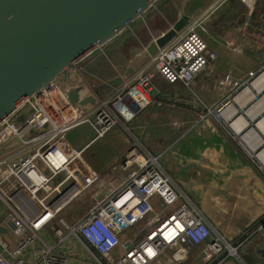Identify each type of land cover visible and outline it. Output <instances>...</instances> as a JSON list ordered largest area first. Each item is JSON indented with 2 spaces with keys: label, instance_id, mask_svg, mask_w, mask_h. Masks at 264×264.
<instances>
[{
  "label": "built area",
  "instance_id": "obj_1",
  "mask_svg": "<svg viewBox=\"0 0 264 264\" xmlns=\"http://www.w3.org/2000/svg\"><path fill=\"white\" fill-rule=\"evenodd\" d=\"M224 1L194 19L130 80L102 96L96 107L71 104L56 83L44 98L28 99L13 120L0 121V264H151L168 249L182 260L197 248L209 263L242 260L249 238L233 243L216 232L197 205L195 183L168 175L159 157L136 138L122 164L128 176L102 190L97 203L73 224L62 217L101 181L84 158L85 149L73 145L71 131L88 125L95 141L118 126L131 132L130 124L155 102L156 77L190 87L217 58L200 32L208 31L206 21ZM241 1L251 12L257 2ZM263 72H251L216 114L228 110L235 96ZM155 197L165 213L151 223ZM144 224L142 237L122 242L124 234ZM253 234L264 237V217Z\"/></svg>",
  "mask_w": 264,
  "mask_h": 264
},
{
  "label": "crops",
  "instance_id": "obj_2",
  "mask_svg": "<svg viewBox=\"0 0 264 264\" xmlns=\"http://www.w3.org/2000/svg\"><path fill=\"white\" fill-rule=\"evenodd\" d=\"M229 1L226 0L218 4L217 10L206 21L208 31L200 32L208 44L209 51L216 54L215 62L199 74L190 87L182 83L169 84L161 77H156L154 92H157L158 95L153 96L154 104L130 124L129 135L132 145L127 136L120 134L121 129L124 130V128L120 126H118L120 128L118 130H114V128L113 132H109L110 134H115L116 131L120 133H116L113 137L114 141L110 143L109 154L106 151V162L104 160L100 167L106 169L110 166V162H118L126 157L134 148L133 139L136 138L151 155L159 157V162L168 175L178 181L184 179L192 180L195 183L194 196L197 205L215 231L221 234L207 216L213 215L207 209L209 206L216 208L217 213L223 215L236 214L246 217L243 229H222V231L226 234L225 237L233 243L241 242L252 236L246 242L241 253L243 257V262H241L243 264H264V245L258 249L260 241L258 240L259 235L253 234L255 229L251 234L244 236L264 217V175L260 173L261 170L255 168L263 167V165L261 161L251 155L253 150L259 153L264 149V145H259L258 141L252 140V144L256 141L259 146H249L247 141L253 136L246 138L247 132H236L227 122L218 121L215 112L217 107L234 95L237 88L247 81L251 72L264 68V37L256 32L258 28L251 25L252 20L264 23V0H257L252 12L241 0L239 1L242 6L238 11L232 8L229 10L228 8L232 6ZM236 12L241 14L234 18ZM142 21L128 33H132ZM249 26L256 31L247 32ZM100 54H103V51L65 74L60 85L73 86L77 82L82 83V73L86 79H95V71L99 67L98 60L96 61L95 58ZM116 76L110 78L108 76V78L111 80ZM109 80H107V84ZM88 88L91 90L101 89V87ZM254 92L256 91L254 90ZM108 94H101V97ZM258 94V101L255 105L253 103L255 98L247 101L245 106L247 114L243 117L251 123L250 116H255V107L263 109L261 117L257 121V127H252L258 139L264 142V91L257 93V96ZM232 104H235L234 101ZM235 108L238 109L240 115H244L245 108L240 109L237 104ZM124 131L126 132V130ZM108 134L95 141V132L92 130V136L79 150L85 149V156L86 150L91 146L100 142L104 143ZM71 140L73 142V135ZM95 157L94 153L91 154L89 161L97 168L92 163ZM249 157H253L254 161ZM126 159L121 163L122 171H124L122 164ZM120 174H117L116 177V180H120L118 184L129 173L124 171V175ZM143 229L145 228L142 227L135 234H132L133 230L128 232L125 235L128 236L126 240H136L138 236L142 237ZM129 235L133 236L129 238ZM130 246L131 242L126 243V248ZM175 253L174 250L168 249L151 264H210L202 257L204 255L202 248L192 249L189 256L182 260L175 257ZM241 262L229 258L222 264H242Z\"/></svg>",
  "mask_w": 264,
  "mask_h": 264
},
{
  "label": "water",
  "instance_id": "obj_3",
  "mask_svg": "<svg viewBox=\"0 0 264 264\" xmlns=\"http://www.w3.org/2000/svg\"><path fill=\"white\" fill-rule=\"evenodd\" d=\"M159 1L0 0V121L13 120L26 108L28 99L44 98V93H50L62 76L128 33ZM217 1L182 0L178 20L172 27L132 57L108 84L116 89L130 80ZM251 23L258 30L249 26L247 32L256 31L264 37V23ZM62 88L70 103L82 108L96 107L101 99L100 88L91 90L81 82L62 84ZM258 240L261 249L264 237L260 235Z\"/></svg>",
  "mask_w": 264,
  "mask_h": 264
},
{
  "label": "rangeland",
  "instance_id": "obj_4",
  "mask_svg": "<svg viewBox=\"0 0 264 264\" xmlns=\"http://www.w3.org/2000/svg\"><path fill=\"white\" fill-rule=\"evenodd\" d=\"M181 4H182V0H175V1L164 0L161 6H159L158 8L157 7L153 8V10L150 12V15L146 17L140 23V25H138L135 28V30L132 33H126L125 36H122L120 39H118V41L114 44V46H111L110 44L103 51V53L106 54L105 57H107L110 64L108 63L104 64L105 65L104 68L106 69L103 70L102 68H100V70H98V75L105 77L109 76L110 78L121 73V71L127 66L128 62L131 60L132 57H134L137 53L145 49L149 45V43L153 41V39H155L156 36L157 37L160 36L163 32H166L168 29L172 27V25L178 20V15L181 10ZM95 74L97 75V71H95ZM84 76H85L84 73H82L81 81L83 84L87 85L88 87H91L93 89L96 87H101L102 92H108L109 94L113 91L111 88H109L110 86H108L107 84V80H109V78L103 80L98 78L97 76H94L95 79L90 80L84 78ZM63 77L64 76H62L58 80L57 82L58 84L62 83ZM23 114L27 116L28 111L25 110ZM216 115L218 121H224L218 114ZM121 130L122 131L120 134L125 137L127 136L132 145L129 132H127L128 133L127 134L123 129ZM72 135H73V142H72L73 145L76 148L81 149L80 147H82L85 144V142L89 140L90 136H92V130L88 125H82L71 131L70 133L71 139H72ZM92 151L93 149L92 150L89 149V151L87 150L84 158L87 159L86 161L101 177V172L97 168H95L89 161V155ZM249 158L254 161L253 157H249ZM112 162H110V164ZM98 163L100 167L101 163H103V160H99ZM100 168L101 170H104V168L102 167ZM255 168L256 170L260 171L262 166H258ZM120 173L124 175V171H122L121 169V164L118 166L115 173L113 172L109 174L111 175L110 177L108 176H106L105 178L101 177V181L90 187L89 190L86 191V193L78 199V201H75L72 205H70L62 213V217L70 224L76 222L83 214H85L86 211H88L90 207H92L97 203L98 196L103 188L107 187V185L118 184L120 180H116V177L117 174ZM260 173L264 175V171L261 170ZM207 209H209V211L213 214V215L211 214L207 215L208 218H210L213 221L216 230L220 231L221 234L223 233L224 236H226V234L222 231V229L240 230L243 229L246 224V217L244 216L236 215V214L223 215L221 213H217V209L210 206ZM164 213L165 212H164V207L162 206V202L160 201V199L155 197L153 200V212L151 214V220H152L151 223H154L156 220L162 218ZM142 227L144 228L145 224L136 226L134 230L132 229L133 231L131 230L132 234H135L138 231H140ZM125 235L126 234H124L123 236V241H122L123 243H125L127 241L126 239L128 238V236ZM8 237L10 238V236ZM240 256L242 257L241 254ZM242 260H238V261L241 262Z\"/></svg>",
  "mask_w": 264,
  "mask_h": 264
},
{
  "label": "bare ground",
  "instance_id": "obj_5",
  "mask_svg": "<svg viewBox=\"0 0 264 264\" xmlns=\"http://www.w3.org/2000/svg\"><path fill=\"white\" fill-rule=\"evenodd\" d=\"M254 90L257 93H261V92L264 91V72L262 74H260L254 80L252 85H250L249 87H246L242 92H240L239 94H237L235 96V99H234V103L235 104L234 105H232L228 110L222 111V112L219 113V116L225 122H227L228 125L231 128H233V130H235L236 132H240V133L245 131V132H247L246 133L247 134L246 138L249 137V136H253L255 138V139L253 137H252L253 139L249 138V140L247 141L249 146H255V145L259 146L261 144L264 145V142L262 140L258 139V137L255 135V133L253 132V127H252V126L257 127V121H259L258 119L261 117L263 109L259 108V107H255V109H254L255 116L254 117L250 116V118H251V123H250L245 117H243V116H246L247 111L245 110L244 115H240L238 113V109L235 108V106L237 104V105H239L240 109L245 108V106L247 105V101L249 99H251V98H255V101H253V103L255 105L257 103V101H258L259 94L257 96V93L254 92ZM261 130H262V128H261ZM252 140L258 141L259 145H257L256 141H255L254 144H252ZM251 155L253 157H256L259 161H261V163L263 165V168H264V149L260 150L259 153H258V151L253 150V151H251ZM174 208L175 207H170L169 209L172 211Z\"/></svg>",
  "mask_w": 264,
  "mask_h": 264
},
{
  "label": "trees",
  "instance_id": "obj_6",
  "mask_svg": "<svg viewBox=\"0 0 264 264\" xmlns=\"http://www.w3.org/2000/svg\"><path fill=\"white\" fill-rule=\"evenodd\" d=\"M163 2H164V0H161V2H159L158 4H157V8L159 7V6H161L162 4H163ZM229 4H231L232 6L230 7V8H228L229 10L232 8L233 10H235V11H238L240 8H241V6H242V4H241V2L239 1V0H230L229 1ZM241 13H238V12H236V13H234V18H237L239 15H240ZM150 15V13L147 15V16H149ZM111 46H114V44H112ZM96 59V61H97V64H98V69H97V71L98 70H100V68H102L103 70H105L106 68H104V64H110L109 63V61H108V59H107V57H105V53H103V54H100V55H98L97 56V58H95ZM95 76H97L98 78H100V79H107L108 77H105V76H100V75H98V72H97V75L95 74ZM109 86V85H108ZM109 88H111V87H109ZM112 89V88H111ZM113 90V89H112ZM106 93H108V92H102L101 91V94H106ZM118 130V129H120L119 127H116L114 130ZM113 130V131H114ZM112 131V132H113ZM111 133V132H110ZM108 134L109 136H111V137H109L108 135L106 136V137H108L106 140H105V142L104 143H102V142H100V143H98V144H96V145H94V146H91L89 149H93V151L90 153V155L91 154H93L94 153V155L97 157H95V160H94V162H92L94 165H96V167H97V169L101 172V177L102 178H105L107 175L108 176H111V175H109V174H111V173H115V171H116V169L118 168V166L126 159V157H124L122 160H120V161H118V162H114V163H111L110 164V166H108L106 169H104V170H101V168L98 166V162H99V160H105L106 161V157H107V154H109V152H110V149H111V145H110V143L111 142H113L114 140H113V137H115V134L116 133H120L119 131H116V133L115 134ZM105 137V138H106ZM103 140V139H102ZM102 140H100V141H102ZM89 149H88V151H89ZM114 149V148H113ZM113 149H112V151H113ZM106 151H107V154H106ZM111 151V152H112ZM86 152H87V150H86ZM86 152H85V154H86ZM113 153V152H112ZM84 155V154H83ZM89 155V156H90ZM110 155H112V154H110ZM85 157V156H84ZM104 163V162H103ZM116 168V169H115ZM114 169H115V171H114ZM218 263V260L217 261H215V262H210V264H217Z\"/></svg>",
  "mask_w": 264,
  "mask_h": 264
},
{
  "label": "flooded vegetation",
  "instance_id": "obj_7",
  "mask_svg": "<svg viewBox=\"0 0 264 264\" xmlns=\"http://www.w3.org/2000/svg\"><path fill=\"white\" fill-rule=\"evenodd\" d=\"M173 1V0H172ZM175 1V0H174Z\"/></svg>",
  "mask_w": 264,
  "mask_h": 264
}]
</instances>
